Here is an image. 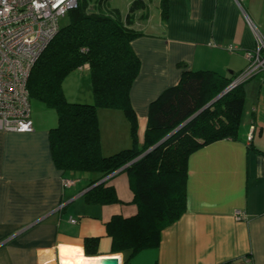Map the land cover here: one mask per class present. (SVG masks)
I'll return each mask as SVG.
<instances>
[{"label": "crops", "instance_id": "crops-1", "mask_svg": "<svg viewBox=\"0 0 264 264\" xmlns=\"http://www.w3.org/2000/svg\"><path fill=\"white\" fill-rule=\"evenodd\" d=\"M131 1L109 5L125 15ZM131 27L140 32L131 41L140 68L130 103L141 144L150 102L176 85L183 71L234 77L244 70V52L255 47L256 32L264 36V0H150L134 13ZM70 73L91 91L87 64ZM242 90L238 134L188 156L184 212L161 231L156 247L133 255L111 251L105 226L113 215L137 211L123 170L99 181L114 188L119 203L88 204L83 194L97 175L55 166L52 124L31 116V132L0 130V264H81V258L113 256L120 264H264V71L246 80ZM68 100L91 102L92 93L78 92ZM116 115L129 129L126 117ZM252 126L254 136L247 141ZM128 135L127 141H102V153L131 146L130 130ZM67 177L75 184L64 186ZM87 237L98 238L95 256L84 255Z\"/></svg>", "mask_w": 264, "mask_h": 264}, {"label": "trees", "instance_id": "trees-1", "mask_svg": "<svg viewBox=\"0 0 264 264\" xmlns=\"http://www.w3.org/2000/svg\"><path fill=\"white\" fill-rule=\"evenodd\" d=\"M110 1L77 0L75 8L67 12V23L59 24L32 66L27 88L30 99H39L56 112V123L49 130L55 166L64 172L97 175L83 194L86 203H119L114 188L99 181L118 170L127 174L137 211L129 217L113 215L105 226L111 251L133 255L156 247L161 231L184 212L188 156L202 145L238 134L243 83L189 119L226 89L233 76L213 70L183 71L176 85L150 102L139 144L130 89L140 68L131 41L140 32L131 24L134 13L147 8L150 0H132L125 15L111 7ZM163 14L166 16L164 2ZM83 64L88 65L92 101L68 100L63 79ZM98 108L123 112L129 122L131 146L109 155L102 153ZM97 243V237L85 238L84 255L95 256Z\"/></svg>", "mask_w": 264, "mask_h": 264}, {"label": "built area", "instance_id": "built-area-1", "mask_svg": "<svg viewBox=\"0 0 264 264\" xmlns=\"http://www.w3.org/2000/svg\"><path fill=\"white\" fill-rule=\"evenodd\" d=\"M77 0H0V130L26 133L33 131L29 73L59 29V20L75 8ZM256 45L244 52L247 65L235 75L231 89L264 71V36L256 32ZM230 51L235 47L229 46ZM251 127L247 135L254 134ZM64 186L75 184L72 178L62 180ZM241 219L240 212L235 213ZM75 222L74 219H70Z\"/></svg>", "mask_w": 264, "mask_h": 264}, {"label": "rangeland", "instance_id": "rangeland-1", "mask_svg": "<svg viewBox=\"0 0 264 264\" xmlns=\"http://www.w3.org/2000/svg\"><path fill=\"white\" fill-rule=\"evenodd\" d=\"M68 21V15L66 13L65 16L61 17L59 20L60 26L66 24ZM84 65V64H83ZM72 72V71H71ZM74 73H69L62 82V88L65 97L68 99L77 95L78 92L81 94L89 93L91 95V91H88V87L86 83H80L75 76ZM91 88V85H90ZM91 90V89H90ZM210 102V101H209ZM207 104V103H206ZM205 104V105H206ZM30 109L31 116L38 117L44 122H48L52 125L56 123V112L53 108L47 107L43 102L39 99L31 98L30 99ZM110 114V115H109ZM116 114H121L120 116H124L123 112L117 109H107V108H98L97 109V119L99 126V137L100 143L113 142L114 138L117 137L118 141L125 139L127 141V136H129L128 124L121 121Z\"/></svg>", "mask_w": 264, "mask_h": 264}, {"label": "water", "instance_id": "water-1", "mask_svg": "<svg viewBox=\"0 0 264 264\" xmlns=\"http://www.w3.org/2000/svg\"><path fill=\"white\" fill-rule=\"evenodd\" d=\"M228 89H224L220 94H218L214 99H212L210 102H208L206 105H204L200 110H198L196 113H194L189 119H191L192 117H194L195 115H197L200 111H202L204 108H206L207 106H209L211 103H213L216 99H218L221 95H223ZM188 119V120H189ZM187 120V121H188ZM162 141V140H161ZM161 141H159L157 144H159ZM156 144V145H157ZM156 145H154L153 147L149 148L146 153L148 151H150L151 149H153ZM99 264H120V260L118 259V257H107V258H103L99 261Z\"/></svg>", "mask_w": 264, "mask_h": 264}, {"label": "bare ground", "instance_id": "bare-ground-1", "mask_svg": "<svg viewBox=\"0 0 264 264\" xmlns=\"http://www.w3.org/2000/svg\"><path fill=\"white\" fill-rule=\"evenodd\" d=\"M107 257H91V258H81V264H99V261Z\"/></svg>", "mask_w": 264, "mask_h": 264}, {"label": "flooded vegetation", "instance_id": "flooded-vegetation-1", "mask_svg": "<svg viewBox=\"0 0 264 264\" xmlns=\"http://www.w3.org/2000/svg\"><path fill=\"white\" fill-rule=\"evenodd\" d=\"M234 78H235V76L233 77V79H234ZM233 79H232V80H233ZM232 80H231V81H232Z\"/></svg>", "mask_w": 264, "mask_h": 264}]
</instances>
